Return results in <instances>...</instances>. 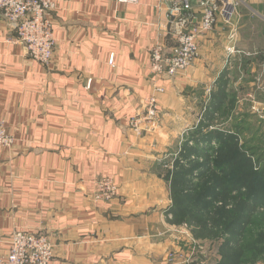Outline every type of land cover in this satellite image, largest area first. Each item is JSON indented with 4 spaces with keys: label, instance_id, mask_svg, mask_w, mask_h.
Wrapping results in <instances>:
<instances>
[{
    "label": "crops",
    "instance_id": "1",
    "mask_svg": "<svg viewBox=\"0 0 264 264\" xmlns=\"http://www.w3.org/2000/svg\"><path fill=\"white\" fill-rule=\"evenodd\" d=\"M52 2L48 65L8 42L12 28L0 18V120L13 141L0 150V255L14 232L26 231L50 237V264H207L204 252L202 260L193 257L187 227L172 220L171 128L191 115L186 102L208 98L217 112L229 86L257 79L251 74L264 62V0H236L233 24L220 20L176 78L155 77L149 63L157 42L172 46L171 0ZM159 85L162 128L137 136L129 119ZM97 178L119 186L117 200H93Z\"/></svg>",
    "mask_w": 264,
    "mask_h": 264
},
{
    "label": "rangeland",
    "instance_id": "2",
    "mask_svg": "<svg viewBox=\"0 0 264 264\" xmlns=\"http://www.w3.org/2000/svg\"><path fill=\"white\" fill-rule=\"evenodd\" d=\"M254 74L257 77L254 82L231 85L221 94L217 112L210 107L212 103L208 98L203 102H186L191 115L187 116L185 124L176 119L175 130L171 128L173 138L169 147L172 150L167 156L169 167L166 169L171 203L176 206L185 199L193 216L186 219L178 216L173 221L177 226L187 227L196 248L193 257L202 260L200 254L204 252L207 264H264L263 61L257 60V69L251 75ZM245 78L248 80L247 76ZM226 83L221 76V92L227 87ZM199 123L203 126L197 134L194 128H200ZM188 127H191L189 131L182 134V129ZM207 155L210 161H206ZM210 162L218 170L221 186L255 206L253 217L241 231V224L232 230L228 228L231 229L232 221L242 212V204L225 203L216 179L206 185L198 182L197 175ZM205 190L206 196L199 199V194ZM191 218L199 220L200 225H193Z\"/></svg>",
    "mask_w": 264,
    "mask_h": 264
},
{
    "label": "built area",
    "instance_id": "3",
    "mask_svg": "<svg viewBox=\"0 0 264 264\" xmlns=\"http://www.w3.org/2000/svg\"><path fill=\"white\" fill-rule=\"evenodd\" d=\"M131 3L136 0H117ZM193 2L195 4L193 5ZM169 10L170 38L172 46L157 42L150 50V70L157 78H176L194 62L200 39L212 32L221 20L231 26L236 14V0H171ZM198 9L200 16H195ZM52 0H0V18L5 26L12 28L13 35L7 39L23 47L29 60L48 65L53 58L55 40L52 22ZM230 40L234 32H230ZM230 52L233 47L229 48ZM114 55H110L112 66ZM153 94L143 110L129 119L128 127L137 136H150L162 128V118L157 95L165 92L164 86H155ZM3 120H0V150L12 146ZM92 198L96 202L111 203L118 199L119 186L110 178L93 181ZM55 244L49 236L26 231L14 232L9 240L8 251L0 255V264H50Z\"/></svg>",
    "mask_w": 264,
    "mask_h": 264
},
{
    "label": "trees",
    "instance_id": "4",
    "mask_svg": "<svg viewBox=\"0 0 264 264\" xmlns=\"http://www.w3.org/2000/svg\"><path fill=\"white\" fill-rule=\"evenodd\" d=\"M220 107V106H219ZM195 132L197 134H199V129L195 130ZM196 136V135H194ZM197 137V136H196ZM220 142V145H221V140L219 141ZM210 155H207L206 156V161H210ZM195 163H198L197 165L199 166L200 163L199 162H195ZM217 175L218 174V170L217 168H213L211 162H210V165L208 167H206L203 171H200L199 174L197 175V178H198V182H200L201 185H206V184H209L213 181V179H216L218 182H217V187H219L221 190H222V199L225 201V203L227 204H232V203H240L242 204L241 208L243 209L242 212L240 211V213H238V216L237 218H235L230 227L228 228L229 230H232L236 225H242L240 229H243L242 227H244V225H246L248 223V220H250L253 215H254V212H255V206L253 203H249L248 199H244V198H240L239 196H236V195H231L229 193V191L224 188L223 186H221V178H219ZM206 191H203L199 194V199H204V197L206 196ZM178 203H181V204H178V205H172V208H171V214H172V220L175 218L174 217H182L183 219H186V217L188 216L189 217H193L190 213V209L188 208V206L186 205V200L183 199L181 202H178ZM240 208V209H241ZM182 211V212H181ZM238 212V211H237ZM174 222V221H173ZM178 223H182L181 221H177ZM190 222L193 224V225H200V221L199 220H194V219H190Z\"/></svg>",
    "mask_w": 264,
    "mask_h": 264
},
{
    "label": "water",
    "instance_id": "5",
    "mask_svg": "<svg viewBox=\"0 0 264 264\" xmlns=\"http://www.w3.org/2000/svg\"><path fill=\"white\" fill-rule=\"evenodd\" d=\"M144 107H145V106H144ZM196 262H197V261H196V260H194V261L192 262V264H196Z\"/></svg>",
    "mask_w": 264,
    "mask_h": 264
}]
</instances>
